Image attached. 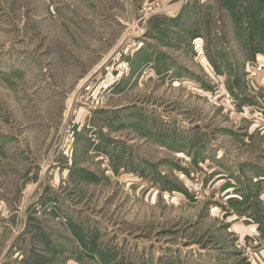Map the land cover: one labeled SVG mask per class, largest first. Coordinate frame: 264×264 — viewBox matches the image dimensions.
I'll return each mask as SVG.
<instances>
[{
    "label": "rangeland",
    "instance_id": "rangeland-1",
    "mask_svg": "<svg viewBox=\"0 0 264 264\" xmlns=\"http://www.w3.org/2000/svg\"><path fill=\"white\" fill-rule=\"evenodd\" d=\"M219 1L189 0L184 26L176 0H0V264H245L205 222L195 164L254 99L264 0L222 42Z\"/></svg>",
    "mask_w": 264,
    "mask_h": 264
},
{
    "label": "crops",
    "instance_id": "crops-1",
    "mask_svg": "<svg viewBox=\"0 0 264 264\" xmlns=\"http://www.w3.org/2000/svg\"><path fill=\"white\" fill-rule=\"evenodd\" d=\"M122 3V7L125 6L124 9L128 11L129 4H124V1ZM188 3L189 0H176L170 5L169 9L173 15L164 14L167 22L187 26L192 21L187 15L189 14ZM218 3L221 11L233 15L228 18V23L223 27V37L221 35L220 39L222 42L226 41V35L231 31L233 34L240 35L241 27H245L247 21L251 20V15L249 14L246 18L242 16V9L248 8L249 3L242 6L241 0H233V3L221 0ZM204 4L202 3L203 6ZM107 19L108 17L104 20ZM121 24L125 25L122 22ZM252 32L246 30V34ZM243 34L245 35V32ZM237 40L241 41L240 38ZM223 59L225 60V56ZM218 61L210 63L205 58L207 71L210 70L214 74L221 73L222 69ZM250 61L244 63L243 84L247 94L253 96L254 99L247 100L246 104L242 105L236 117L237 121L233 123V129L220 131L218 137L222 140L221 144L218 138L215 140L210 136L205 137V151L201 150L204 151V153L201 152L203 156L197 160L195 165L199 172L196 175L201 178L205 187L213 183L217 185V191L214 193L216 195H211V201L205 203V222H212V230L217 231L219 239L220 235L223 238L228 235L236 241L243 240L250 249H253L254 256L249 262L240 254L245 264H264V63ZM253 102L256 104H252ZM140 137L146 141L145 134ZM153 137L154 144L159 147L157 149H161L163 145L161 135L154 132ZM229 144H233L234 147H229ZM121 147L125 148H123V154L130 148L128 144ZM187 152H189L188 148ZM193 152L191 157L189 153H185L186 160L183 165L190 164L188 162H191ZM176 153L184 155L182 150H176ZM15 262L18 264L17 261ZM65 263L76 264L73 259H68ZM182 263L205 264V254L201 250L197 253H190ZM3 264L14 263L5 262Z\"/></svg>",
    "mask_w": 264,
    "mask_h": 264
},
{
    "label": "built area",
    "instance_id": "built-area-1",
    "mask_svg": "<svg viewBox=\"0 0 264 264\" xmlns=\"http://www.w3.org/2000/svg\"><path fill=\"white\" fill-rule=\"evenodd\" d=\"M190 177L194 178L195 176L193 174H190ZM213 184L205 187V191L203 192L205 197L206 196L209 197L211 195H216L214 193H216V191H217V185L216 184L213 185ZM199 193H196V196H198L196 198H201L202 194L201 193L199 194ZM214 198H215V196H214ZM235 248L242 256L245 257V259L248 262L253 259V256H254L253 249H250V247H248L243 240H237L235 243Z\"/></svg>",
    "mask_w": 264,
    "mask_h": 264
}]
</instances>
